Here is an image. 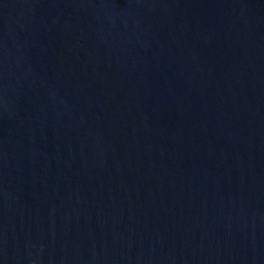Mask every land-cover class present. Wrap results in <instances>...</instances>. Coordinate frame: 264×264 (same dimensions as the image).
<instances>
[{"label":"water","instance_id":"water-1","mask_svg":"<svg viewBox=\"0 0 264 264\" xmlns=\"http://www.w3.org/2000/svg\"><path fill=\"white\" fill-rule=\"evenodd\" d=\"M0 264H264V0H0Z\"/></svg>","mask_w":264,"mask_h":264}]
</instances>
